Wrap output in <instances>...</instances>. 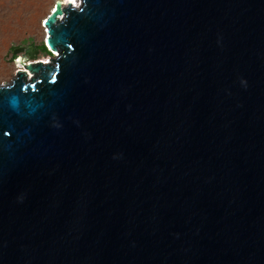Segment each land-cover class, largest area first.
<instances>
[{
  "label": "water",
  "instance_id": "water-1",
  "mask_svg": "<svg viewBox=\"0 0 264 264\" xmlns=\"http://www.w3.org/2000/svg\"><path fill=\"white\" fill-rule=\"evenodd\" d=\"M58 4L0 85V264H264V0Z\"/></svg>",
  "mask_w": 264,
  "mask_h": 264
},
{
  "label": "rangeland",
  "instance_id": "rangeland-1",
  "mask_svg": "<svg viewBox=\"0 0 264 264\" xmlns=\"http://www.w3.org/2000/svg\"><path fill=\"white\" fill-rule=\"evenodd\" d=\"M63 1L64 0H41V8L38 11V24L36 23V26L34 27H19L14 22L15 27L18 29L16 30L15 28L14 30H12L10 32L11 34H5L3 29L0 30V85H8L12 83L18 76V70L20 69V67L23 68L22 65L24 64V62L28 61L27 56L24 54V52L16 54L14 53L13 49L18 46L29 45H34L36 48H38L43 45V32L44 27H46L43 21L46 20L54 5L56 3L60 4V2L63 3ZM0 3V13H7L9 7L13 4H11L10 0H0ZM15 3L19 4L17 0ZM12 58L15 59L12 60ZM38 59H50V56L45 54L44 56L41 55ZM50 61L52 60L50 59Z\"/></svg>",
  "mask_w": 264,
  "mask_h": 264
},
{
  "label": "bare ground",
  "instance_id": "bare-ground-1",
  "mask_svg": "<svg viewBox=\"0 0 264 264\" xmlns=\"http://www.w3.org/2000/svg\"><path fill=\"white\" fill-rule=\"evenodd\" d=\"M10 2H11V4L12 3L13 4H12V6L9 7L7 13H0V30L3 29L5 34L10 33L12 30H14L16 28L14 22L19 27H28V26L34 27V26H36V23L38 24V19H39L38 18V14H39L38 11L41 8V0H17V2L19 4L15 3L16 0L15 1L10 0ZM69 4L78 5L79 0H64L63 3L60 2V4H58V6L65 7V6H68ZM50 14H51V12H50ZM43 23H44V21H43ZM44 24L47 27V24L46 23H44ZM46 27H44V32H43L44 33V40L49 35L48 34L49 33L48 27H47V29H46ZM17 29L18 28H16V30ZM55 53H57V52H55ZM44 58H46V57H44ZM36 62H37V60L32 61L31 63H36ZM42 62L47 63V62H51V61H50V59H42ZM22 67H24V64L22 65ZM33 76H34V74L31 71H28L27 78L31 79V78H33Z\"/></svg>",
  "mask_w": 264,
  "mask_h": 264
},
{
  "label": "trees",
  "instance_id": "trees-1",
  "mask_svg": "<svg viewBox=\"0 0 264 264\" xmlns=\"http://www.w3.org/2000/svg\"><path fill=\"white\" fill-rule=\"evenodd\" d=\"M40 48L43 49V50L45 51L46 54L49 53L48 50H47V48H46L44 45H41Z\"/></svg>",
  "mask_w": 264,
  "mask_h": 264
},
{
  "label": "flooded vegetation",
  "instance_id": "flooded-vegetation-1",
  "mask_svg": "<svg viewBox=\"0 0 264 264\" xmlns=\"http://www.w3.org/2000/svg\"><path fill=\"white\" fill-rule=\"evenodd\" d=\"M36 48V47H35ZM40 48V47H39Z\"/></svg>",
  "mask_w": 264,
  "mask_h": 264
}]
</instances>
